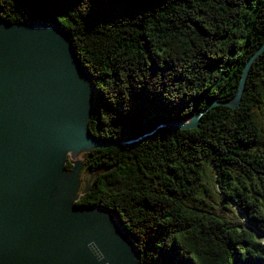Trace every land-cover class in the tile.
<instances>
[{
    "label": "trees",
    "instance_id": "trees-1",
    "mask_svg": "<svg viewBox=\"0 0 264 264\" xmlns=\"http://www.w3.org/2000/svg\"><path fill=\"white\" fill-rule=\"evenodd\" d=\"M0 16L58 24L92 75L88 127L120 144L87 152L76 204L111 212L139 264H264V0H0Z\"/></svg>",
    "mask_w": 264,
    "mask_h": 264
},
{
    "label": "water",
    "instance_id": "water-1",
    "mask_svg": "<svg viewBox=\"0 0 264 264\" xmlns=\"http://www.w3.org/2000/svg\"><path fill=\"white\" fill-rule=\"evenodd\" d=\"M95 95L92 75L58 24L0 16V264H139L111 212L76 204L89 189L85 182L79 192L76 156L120 144L89 129Z\"/></svg>",
    "mask_w": 264,
    "mask_h": 264
},
{
    "label": "rangeland",
    "instance_id": "rangeland-1",
    "mask_svg": "<svg viewBox=\"0 0 264 264\" xmlns=\"http://www.w3.org/2000/svg\"><path fill=\"white\" fill-rule=\"evenodd\" d=\"M186 120H187V119H186ZM86 154H87V152L82 151V152H80V153L76 156L75 159L80 160V161H82V162L85 164V163H86V160H87ZM91 177H92V172L86 170V168L83 167V169L81 170V174H80L81 185H80V188H79V192H81V191L83 190V188H84V186H85V185H84L85 182H88V183H89ZM116 187L118 188V186H116ZM235 219H236L237 221H239V220L242 221V218H239V217H237V218H235ZM263 235H264V233H263Z\"/></svg>",
    "mask_w": 264,
    "mask_h": 264
}]
</instances>
